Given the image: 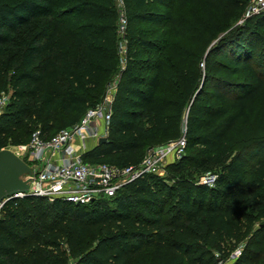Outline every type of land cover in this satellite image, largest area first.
<instances>
[{
  "label": "trees",
  "instance_id": "obj_1",
  "mask_svg": "<svg viewBox=\"0 0 264 264\" xmlns=\"http://www.w3.org/2000/svg\"><path fill=\"white\" fill-rule=\"evenodd\" d=\"M245 3L123 0L120 68L112 0H0V150L75 124L115 75L106 141L85 161L136 164L185 139L163 176L110 198L6 201L0 264H217L238 246L232 264H264V13L232 24ZM141 23L166 24L178 42ZM20 29V53L7 54Z\"/></svg>",
  "mask_w": 264,
  "mask_h": 264
},
{
  "label": "built area",
  "instance_id": "obj_2",
  "mask_svg": "<svg viewBox=\"0 0 264 264\" xmlns=\"http://www.w3.org/2000/svg\"><path fill=\"white\" fill-rule=\"evenodd\" d=\"M112 1L117 12V42L121 39L125 41L127 21L123 0ZM259 13H264V0H246L239 22L242 23L249 16ZM118 47L117 45L119 56L121 52ZM123 63V57H119L120 68ZM116 82L117 76L105 84L100 101L87 108L75 124L62 128L47 138H43L39 130L32 131L26 143L8 147L31 170L28 175L23 176L29 181V194L49 201L61 199L74 204L110 198L121 187L143 174L163 176L165 165L182 155L184 136L147 148L136 164L116 166L83 159V155L98 143L100 137L107 136ZM8 98V93H0V113ZM213 179V175L207 174L201 176L199 182L211 185ZM23 196L24 194L18 193L14 198ZM10 199L13 198L9 197L0 202V214L3 205ZM239 253L240 246L231 251L228 258L233 261Z\"/></svg>",
  "mask_w": 264,
  "mask_h": 264
},
{
  "label": "water",
  "instance_id": "obj_3",
  "mask_svg": "<svg viewBox=\"0 0 264 264\" xmlns=\"http://www.w3.org/2000/svg\"><path fill=\"white\" fill-rule=\"evenodd\" d=\"M237 24H240V22ZM105 141V137H100L97 144ZM30 172L29 167L10 150L1 149L0 202L9 197L14 198L18 193H22L24 196L31 195L27 192L29 181L23 178V176L28 175Z\"/></svg>",
  "mask_w": 264,
  "mask_h": 264
},
{
  "label": "rangeland",
  "instance_id": "obj_4",
  "mask_svg": "<svg viewBox=\"0 0 264 264\" xmlns=\"http://www.w3.org/2000/svg\"><path fill=\"white\" fill-rule=\"evenodd\" d=\"M176 10H179V14H184L185 13V8L183 9H179L178 7L173 8L172 12L174 13ZM240 19H238L237 21H232V24H236L239 22ZM140 27L146 29V31H148V35L150 37L153 38H158V39H168L169 41H174V42H178L177 39L172 38L170 36V31L168 29V26L165 24H161V25H152V24H146V23H141L138 24ZM24 41V35H23V31H21V29L18 31V33L14 36V40L13 43L8 45L6 47V51L7 54H19L21 49H22V44ZM117 45L119 46V50L121 52V54L119 55V57H123V62H124V52H125V41H123L122 39L119 40L117 42ZM166 51H163L160 55L162 57H166ZM117 75L113 76L112 78H110L107 82L111 81L112 79H114ZM65 126H59V128H63ZM21 144V143H19ZM13 145H17V144H11V143H7V145L4 147L5 149L8 147H11ZM161 145V144H160ZM159 145V146H160ZM165 174V173H164ZM200 178V177H199ZM248 210H252V203L249 204ZM214 256L219 257L218 253H214ZM233 261H231L228 257L227 258H218L217 264H232Z\"/></svg>",
  "mask_w": 264,
  "mask_h": 264
}]
</instances>
